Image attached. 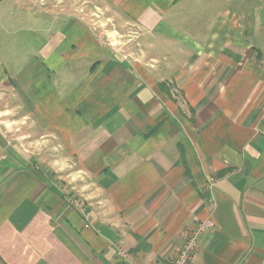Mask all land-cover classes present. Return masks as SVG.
Listing matches in <instances>:
<instances>
[{"label":"crops","instance_id":"1","mask_svg":"<svg viewBox=\"0 0 264 264\" xmlns=\"http://www.w3.org/2000/svg\"><path fill=\"white\" fill-rule=\"evenodd\" d=\"M50 4L38 56L0 65V264H172L206 219L193 264H264V0L10 6Z\"/></svg>","mask_w":264,"mask_h":264},{"label":"rangeland","instance_id":"2","mask_svg":"<svg viewBox=\"0 0 264 264\" xmlns=\"http://www.w3.org/2000/svg\"><path fill=\"white\" fill-rule=\"evenodd\" d=\"M11 0H6L5 2L0 3V65L1 63L6 66L9 76L14 77L18 72L22 71L26 64L37 57L40 48L43 47L44 42L51 37V34H43V33H35L33 30L30 32L29 29L34 28L35 24L41 23L40 29L51 28L53 23L55 22V13L52 9L51 4L46 8L48 10V14L43 17H35L30 16L32 11L31 5H26V8H19L18 6H10ZM26 18H21L23 11ZM19 12V13H18ZM38 12V11H37ZM53 12V13H52ZM21 15V16H20ZM21 18V19H20ZM39 28V27H37ZM20 59V60H19ZM2 66V65H1ZM5 91L0 89V112L2 113L3 109L6 108V105L10 104L9 101L5 102L4 95ZM6 103V104H5ZM18 104V103H17ZM16 104V106H17ZM22 109H20L19 114L22 116H18L20 120H22V127L27 128L35 125L34 115H28L26 118L22 119L21 117L25 116V107L22 104H18ZM2 116V115H0ZM2 117H0V121ZM37 121V120H36ZM12 134V136H11ZM15 135V136H14ZM7 136L9 137H20L19 129L8 132ZM30 136V134H29ZM32 138H39V135H32ZM44 141L49 140L43 137ZM33 141V139H30ZM39 141V140H38ZM46 143V142H45ZM49 143V142H48ZM31 143L26 147V151L28 154H36L35 147ZM51 143L47 145V147H42V161L44 166L47 168L49 166H53V168H58V163H51L50 161H54L52 159L55 152L58 153L57 148L55 146H51ZM55 150V151H54ZM64 156H60L58 160H62L59 165H68V162L64 160ZM55 164V165H54ZM70 169L65 170L63 173L64 182L69 178L70 173H74L73 170H76L74 164H69ZM58 172V171H57ZM60 173V172H59ZM76 175V173H75ZM70 180V179H68Z\"/></svg>","mask_w":264,"mask_h":264},{"label":"built area","instance_id":"3","mask_svg":"<svg viewBox=\"0 0 264 264\" xmlns=\"http://www.w3.org/2000/svg\"><path fill=\"white\" fill-rule=\"evenodd\" d=\"M212 227H214L213 223L206 219L201 220L195 229L188 230L184 235L183 245L172 264H193L200 248V239L206 232L212 230Z\"/></svg>","mask_w":264,"mask_h":264},{"label":"trees","instance_id":"4","mask_svg":"<svg viewBox=\"0 0 264 264\" xmlns=\"http://www.w3.org/2000/svg\"><path fill=\"white\" fill-rule=\"evenodd\" d=\"M3 1V0H0V2Z\"/></svg>","mask_w":264,"mask_h":264}]
</instances>
